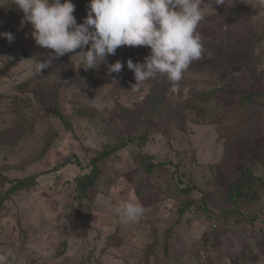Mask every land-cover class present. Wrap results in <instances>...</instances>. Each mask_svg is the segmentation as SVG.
<instances>
[{
	"label": "rangeland",
	"instance_id": "1",
	"mask_svg": "<svg viewBox=\"0 0 264 264\" xmlns=\"http://www.w3.org/2000/svg\"><path fill=\"white\" fill-rule=\"evenodd\" d=\"M73 3L83 23L87 5ZM216 3L201 2L203 53L180 81L157 74L136 85L127 61L143 62L150 48L120 46L107 64L124 67L109 74L101 63L89 98L74 53L39 75L21 62L50 50L35 44L30 24L21 27L23 12L13 0H0V33L14 36L11 43L0 36V131L15 139L0 142V196L10 180L38 176V185L7 200L0 216V255L13 250L10 264H264V187L256 181L264 177V7L257 0ZM26 81L30 88L58 87L63 119L21 92ZM157 90L175 109L171 122L151 113L148 99ZM252 91L258 106L240 104ZM194 92L216 93L205 107L195 102L211 122L179 112ZM123 137L134 141L101 162L89 199L79 200L77 177ZM48 139L53 144L41 155ZM74 156L83 167L56 170ZM234 185L244 187L238 201L231 198ZM126 200L145 211L122 224L116 210Z\"/></svg>",
	"mask_w": 264,
	"mask_h": 264
},
{
	"label": "clouds",
	"instance_id": "2",
	"mask_svg": "<svg viewBox=\"0 0 264 264\" xmlns=\"http://www.w3.org/2000/svg\"><path fill=\"white\" fill-rule=\"evenodd\" d=\"M202 0H90L87 16L77 23L73 0H13L23 12L21 27L31 25V37L38 47L50 50L45 58L21 60L35 74L52 66L65 54L79 58L86 71L107 64L120 46H147L150 54L143 62L127 61L138 85L163 74L175 83L203 53L202 36L197 31L204 20ZM217 0L216 4H223ZM264 7V0H257ZM11 43L10 32L0 33ZM87 47V50H84ZM79 50V51H77ZM121 61L107 64L108 72L120 73ZM133 86V89L135 86ZM102 104H96L101 108ZM122 224L137 221L145 209L133 200L123 201L116 210ZM15 259L13 250L0 255V264Z\"/></svg>",
	"mask_w": 264,
	"mask_h": 264
},
{
	"label": "trees",
	"instance_id": "3",
	"mask_svg": "<svg viewBox=\"0 0 264 264\" xmlns=\"http://www.w3.org/2000/svg\"><path fill=\"white\" fill-rule=\"evenodd\" d=\"M83 7L87 5V0H82ZM84 50H87L85 48ZM99 78L95 71V69L91 70H85L83 67H81V64L79 66V76H78V82H80L83 86H85L87 90V96L89 98H92L97 92V88L99 85ZM167 83V82H166ZM168 84V83H167ZM28 82H22L19 85V88L21 92L23 93H29V97L31 100H36L38 103L42 104L43 107L50 113H53L57 115L58 117L63 119V114L61 111V105H60V96L59 91L57 90L58 87H51L46 90H41L39 88H30ZM157 87H160L158 84ZM215 92L211 93H198L194 92L192 96V100L186 105H180L178 107L179 112L185 113L186 111L195 112L194 114H199L201 117L204 118V121L211 122L213 120L212 116L209 115L207 112V115L205 116V112L203 108H200V105H196L195 102L201 103L204 107L208 104V101L211 102V100L214 99ZM259 93L252 91L247 96H242L240 98V104L243 105H250L251 103H254V105L258 106L256 103V96H258ZM149 104L151 105V113L156 114L160 118H162L165 122H171V118L173 117V111L175 109H171L168 107V105L165 103L166 96L165 93L157 90L155 93L149 97ZM140 107H137V109ZM167 110H170V113H166ZM125 114L128 118L131 113L127 110H124ZM140 111H142V108H140ZM199 112V113H198ZM80 115L86 117H90L91 119H95V116L93 113H87L86 111L80 110L78 112ZM180 114V113H179ZM147 119H151L148 117ZM64 123L66 124L67 128L71 129V125L64 120ZM11 139V140H10ZM120 142L110 147L107 150H104L97 154L95 157L92 158L90 165L88 166L90 168V172H87L83 174L82 176H78L77 181V195L79 200H88V194L89 191L96 185L97 181L99 180L102 170L100 168V164L104 159L109 158L111 155H113L116 152H119L120 150H123L126 148L128 142H133V138H120ZM141 140L146 139V136L140 138ZM7 141L14 143L15 139L12 137L11 134L5 131H0V142L6 143ZM53 140L48 139L46 141L45 147L42 149V154H46V152L49 150V148L52 146ZM145 141L140 142V147H144ZM147 163L148 166L153 167V163L151 161V158L147 157ZM76 165L78 167H83L80 160L77 157H70L66 162L63 164L57 166L56 170H60L66 165ZM256 181L260 182L262 186L264 187V177L258 178ZM11 187L6 191V193L1 197L0 196V216L4 211L6 210L5 202L7 200H11L13 196L19 194L23 191H30L34 187L38 185V176L33 175L29 176L24 179H17V180H10ZM185 193L189 192V190H183ZM244 187H241L240 185H234V189L231 191V198L233 201H238L240 198L244 196ZM192 203L190 202L188 205L183 206L181 208L182 212H185ZM242 219V215L240 216L239 220ZM66 243H64V248H66Z\"/></svg>",
	"mask_w": 264,
	"mask_h": 264
}]
</instances>
